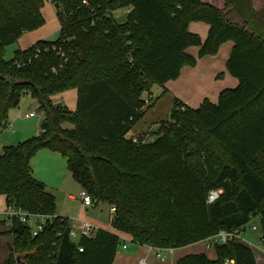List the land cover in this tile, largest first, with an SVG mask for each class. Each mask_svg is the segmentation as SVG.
<instances>
[{"label": "trees", "instance_id": "1", "mask_svg": "<svg viewBox=\"0 0 264 264\" xmlns=\"http://www.w3.org/2000/svg\"><path fill=\"white\" fill-rule=\"evenodd\" d=\"M46 1L55 6L59 37L6 58L10 44L45 23ZM83 1L0 0V133L26 94L43 113L37 135L0 153L6 205L56 215L55 195L32 172V158L46 149L66 159L94 206L115 209L112 227L137 244L179 250L221 230L244 231L256 215L264 239V20L258 25L251 14L243 24L233 22L204 0ZM125 9V19L117 21L114 13ZM191 22L209 25L205 39L189 30ZM226 41L234 43L227 69L237 86L197 107L175 99L168 128L133 142L130 131L155 103L147 105L145 92L177 79L183 67L215 55ZM191 46L199 47L197 55L187 51ZM71 89L77 90L74 110L53 101ZM213 189L223 191L208 203ZM70 228L57 216L33 238L30 227L16 221V237L0 264L114 263L120 234L98 228L95 238L75 242ZM210 245L216 259L189 253L175 264H258L244 241Z\"/></svg>", "mask_w": 264, "mask_h": 264}, {"label": "crops", "instance_id": "2", "mask_svg": "<svg viewBox=\"0 0 264 264\" xmlns=\"http://www.w3.org/2000/svg\"><path fill=\"white\" fill-rule=\"evenodd\" d=\"M204 1L212 3L217 7L224 9L228 19L233 22L243 24L245 23L244 20L250 17L251 14H254L253 17L254 19L259 17V19L262 18V20H264V0H204ZM189 30L191 32L199 34L202 39H205L209 32V25L205 22H191L189 25ZM34 44L35 42H32L31 46ZM233 44H234L233 41L224 42L220 46L218 52L215 55H208L198 59L197 64L195 66L183 67L181 70V74L177 79L169 80L163 86H159V85L153 86L150 92L152 94L153 102L155 101V103H157V99H155L154 92L159 97L160 96L163 97L165 94H170L171 97L173 98L172 106L175 99H178L184 104L189 105L191 107L199 106L200 103L205 98L211 100L212 102H217L219 94L224 88L235 87L239 82L238 79L233 75H231L227 69V61L231 54ZM31 46L28 47L21 46L19 48L24 50ZM187 51L193 55H197L199 51V47L191 46L187 48ZM156 86H158L157 89H155ZM70 97H76V101H77L76 89H71L56 95L53 98V101L63 102V104H66V102H68V99ZM69 108L71 110H74V108L72 107ZM31 112L34 111H23V110L14 111L13 108L9 110L8 126L4 130L8 129L9 126L10 127L15 126L16 130L15 128L9 132L8 131L3 132L4 131L3 130L0 133V138L4 140V142L6 143L5 145H9V146L16 145L34 135H37L41 131V127L36 128L35 132H33L34 135L33 134L30 135L31 131L33 130H31V126L28 127L27 120L36 116V112H34L35 113L34 116H30L29 113ZM42 120L43 118L40 119V125L42 123ZM153 127L154 126H151L150 128L148 127L145 128L144 130L140 129L139 130L140 132L138 133L133 132V128H132V130L130 131L131 134L129 133V135L131 136L142 135L147 133V131L152 129ZM40 156L43 157L42 164L44 165L43 166L44 170H42V167L39 165ZM59 156L61 155L58 152L43 149L40 150L37 153V155L33 157L31 160L33 176L44 182L47 189L53 194L55 191L59 190L60 183L63 180L62 169L60 170L58 169V164L61 163L60 161L61 159H59L60 158ZM63 159L66 161L65 158ZM37 161H39V164L37 163L35 164V162ZM37 168L39 169V174L36 173ZM67 170H69L68 167ZM70 196L74 197L73 195ZM5 205L6 203H4L2 207L0 206V208H3ZM56 216L67 218L66 216L60 215L57 208H56ZM114 232L120 235L128 236L127 234L117 230H115ZM195 246H200L201 250L195 249ZM208 247L210 248L209 251H207V249H204L202 244L200 245V243H197L179 249V251H182L181 253L180 252L176 253L178 249L174 250L173 253L167 254L164 260H159L155 256L154 247L149 245H140L131 241V243L126 248H122V247L118 248L113 264H141L140 261L142 258L147 259L146 264H175L180 257L189 253H205L210 259H216L217 255L214 248L210 244L208 245ZM255 257L257 263L261 264L259 262V256H257L256 253H255Z\"/></svg>", "mask_w": 264, "mask_h": 264}, {"label": "rangeland", "instance_id": "3", "mask_svg": "<svg viewBox=\"0 0 264 264\" xmlns=\"http://www.w3.org/2000/svg\"><path fill=\"white\" fill-rule=\"evenodd\" d=\"M42 11L45 18V23L35 30L27 31L23 33L17 43L10 44L7 47L6 58L8 59L13 58L16 49H18L21 46L28 47L31 46L32 42L36 43L37 41L42 39L55 40L56 38L59 37L61 26L59 24V20L56 15V9L54 4L51 3L50 1H46ZM127 11L128 10L116 11L114 15L117 21L124 20ZM255 23L260 25L261 21L259 20V17H257ZM157 88L158 86L155 87V89ZM154 94H155V99H157V103H155L154 106L149 108L144 118L133 128V132L138 133L140 132L139 131L140 129L144 130L145 128L148 127L150 128L151 126H154L152 129L148 130L147 133H145V134H149V139H153L156 136H158V134L163 133L168 128L171 122L170 119L168 118V115L172 107L173 98L171 97L170 94H165L163 97L162 96L159 97L158 95H156L155 92ZM150 95H152L150 92L145 93V97L146 96L149 97ZM152 102H153V98H150V102L147 105H150ZM76 103H77L76 97H70L68 99V102H66V104L69 107H72L74 109L76 108ZM13 110L36 112L35 117L27 120L28 127L31 126V130H33L31 131L30 135L32 134L34 135L33 132H35L36 128L41 127L40 119L43 118L42 117L43 113L39 111L37 102L29 94L24 95L20 103L16 107H13ZM14 128L16 130L15 126L14 127L9 126V128L4 130L3 132L12 131ZM142 135H136V137L141 138ZM5 144L6 143L4 142V140L0 138V153L2 152L3 146H5ZM59 157H60L59 159H61L60 161L62 164L61 163L58 164V169L59 170L62 169L63 180L60 183L59 190L55 191L54 194L57 200V210L60 213V215L66 216L71 226L74 225L76 219H81V220H88L89 222L93 223L99 228L114 232L115 229L111 225V219L113 214L110 211L111 210L110 205L105 202H100L96 206L84 205L79 197L81 188L74 182L69 170H67L66 161L63 158H61L62 156ZM39 159H40V164L39 161L35 162V164L36 163L39 164L42 167V170H44L43 168L44 165L42 164L43 157L40 156ZM36 173L39 174L38 168L36 169ZM70 195H73L74 197H71ZM4 203H5L4 196L0 194V206L2 207ZM253 223L258 224V221L255 219L250 223H248L247 228L242 233V237L244 240H246V242L251 241L255 243L258 240L259 231L254 232L250 229V225ZM11 241H12L11 236L6 234L5 230L3 229V226L0 225V263H2L4 259H6L8 254V245L11 243ZM215 242H218L216 238L212 240V244ZM198 243H200V245L202 244L204 249H207V251H209L210 248L208 247V245L210 244V241L208 242L202 241ZM195 249L199 250L200 246H195ZM253 250L255 251L257 256H259V262L261 264H264V252H258L254 247ZM179 252L181 253L182 251L179 250L176 251V253Z\"/></svg>", "mask_w": 264, "mask_h": 264}, {"label": "built area", "instance_id": "4", "mask_svg": "<svg viewBox=\"0 0 264 264\" xmlns=\"http://www.w3.org/2000/svg\"><path fill=\"white\" fill-rule=\"evenodd\" d=\"M83 2L85 4H88L86 0H84ZM125 10H128V9H125ZM57 51L61 57H64L65 53L63 52V49L61 47H59ZM41 53H42V50L40 48H37L35 52V56L38 57ZM150 98H152V95H150L149 97H145L147 104L150 102ZM29 115L34 116L35 113L31 112L29 113ZM141 138L144 141H146L149 139V134L142 135ZM132 140L133 142H138V138L136 136H133ZM222 191H223L222 189L211 190L207 197L208 203H213L216 199H218ZM79 197H80L81 202L84 205L86 206L93 205L92 197L89 195V193L86 190L81 189ZM110 211L113 214L115 209L111 207ZM56 217H57L56 215H50V214L30 213L28 211H24L20 208H17L13 205L11 206L5 205L3 208H0V225L3 226V229L5 230L6 234L10 235L12 240L13 238L16 237V234L13 230L16 221H20L26 224L27 226H29L31 229V235L33 238H35L44 231L47 225L53 224ZM260 218H261L260 215L252 216L251 221L255 219L258 221V224L253 223L250 225V229L252 231L255 232V231L260 230V226H259ZM97 231H98V227L94 225L93 223L89 222L88 220L76 219L74 225H72L69 230V236L73 241L78 242V240L83 237L90 238V239L95 238ZM242 233L243 231L227 232V231L221 230L218 232V234L215 237L210 238L208 241H210V244H212V240L216 238L219 242H222V243H225L231 239L246 242V240H244L242 237ZM62 235H63V232H58L57 234L58 237H62ZM131 241L132 240L130 237L125 236V235H120V247L126 248L131 243ZM246 243L249 244L251 247L253 246L258 252H264V239L258 237V240L255 243L251 241H247ZM77 248L79 249L80 252L83 251V247L81 245L77 244ZM173 252H174L173 249L155 248V256L159 260H164L167 254H171ZM146 260H147L146 258H142L140 263L146 264ZM232 262L234 261L227 259L225 261V264H229Z\"/></svg>", "mask_w": 264, "mask_h": 264}]
</instances>
